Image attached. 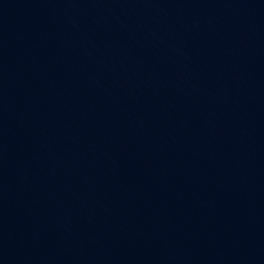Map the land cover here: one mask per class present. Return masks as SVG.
Wrapping results in <instances>:
<instances>
[{
  "label": "water",
  "instance_id": "95a60500",
  "mask_svg": "<svg viewBox=\"0 0 264 264\" xmlns=\"http://www.w3.org/2000/svg\"><path fill=\"white\" fill-rule=\"evenodd\" d=\"M0 264H264V0H0Z\"/></svg>",
  "mask_w": 264,
  "mask_h": 264
}]
</instances>
